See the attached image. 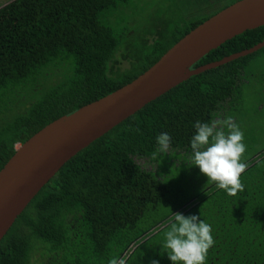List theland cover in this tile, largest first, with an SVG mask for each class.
Here are the masks:
<instances>
[{
	"label": "trees",
	"instance_id": "1",
	"mask_svg": "<svg viewBox=\"0 0 264 264\" xmlns=\"http://www.w3.org/2000/svg\"><path fill=\"white\" fill-rule=\"evenodd\" d=\"M238 1L184 0V19L169 32L158 29L150 40L146 35L136 53L122 51L129 27L120 28L116 19L132 0L3 5L0 170L16 146L131 83L189 32ZM263 40L264 26L246 31L191 69ZM259 56L264 48L189 78L69 159L0 241V264H31L34 246L43 251L40 264H264V145L253 134L252 155L241 151L238 167L202 181L197 196L161 215L169 205L171 172L197 170L194 161L212 153L196 154L198 148L210 146L218 155L233 149L211 131L212 123L225 104L227 112L234 108L245 67ZM53 76L59 80L52 84ZM5 100L10 105L3 106ZM224 127L232 132L233 126ZM162 147L171 155L159 153ZM143 159L157 163L161 179L135 163Z\"/></svg>",
	"mask_w": 264,
	"mask_h": 264
},
{
	"label": "water",
	"instance_id": "2",
	"mask_svg": "<svg viewBox=\"0 0 264 264\" xmlns=\"http://www.w3.org/2000/svg\"><path fill=\"white\" fill-rule=\"evenodd\" d=\"M262 26L264 0H240L189 32L131 83L55 120L16 146L0 170V241L69 159L189 78L263 49L264 40L218 62L191 69L225 42Z\"/></svg>",
	"mask_w": 264,
	"mask_h": 264
},
{
	"label": "rangeland",
	"instance_id": "3",
	"mask_svg": "<svg viewBox=\"0 0 264 264\" xmlns=\"http://www.w3.org/2000/svg\"><path fill=\"white\" fill-rule=\"evenodd\" d=\"M10 1L12 0H0V8ZM183 1L132 0L131 9L119 14V17L116 18L121 21H118L121 24L120 28L127 30L129 27L128 33L125 35L126 45L123 46L122 51H129L130 48L132 53H136L140 51V47L145 43L144 37L146 35L150 40V37L157 33L158 29L169 32L175 24L184 19L185 14L182 13V9L184 10ZM115 23L117 24V21ZM131 32H133V35H131ZM58 80L56 76H53L50 83L53 84ZM234 98L236 99L234 108L227 112L228 109L225 104L223 106L224 110L218 112L217 118L214 119L211 127V131L214 133L219 132L221 138L230 140L233 149L229 152L222 151L221 155H218L213 153L210 146L198 148L196 154L208 153L209 150L212 153L199 157L194 161L197 170L189 172L185 168H179L171 172L172 178L167 181L169 196L165 199L169 202V205L163 206L161 215H168L177 204L197 196L201 190L200 183L202 181L213 180L235 169L234 166L238 167L245 150L249 152L246 155H252V134L254 138L260 140L259 145H264V56L256 57L247 63L244 78L238 83ZM7 103L10 105V101L5 100L3 106H6ZM226 124L227 126H233L232 132L226 133V127L222 129ZM241 151H243V154ZM159 153H165L167 156L171 155V152L164 147L161 148ZM225 158L234 165H228ZM178 162V160H172L174 165ZM135 163L145 171L154 172L161 179L155 161L143 159L135 160ZM42 252L34 246L31 264H40Z\"/></svg>",
	"mask_w": 264,
	"mask_h": 264
}]
</instances>
